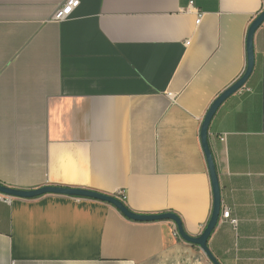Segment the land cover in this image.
<instances>
[{
	"label": "crops",
	"instance_id": "obj_1",
	"mask_svg": "<svg viewBox=\"0 0 264 264\" xmlns=\"http://www.w3.org/2000/svg\"><path fill=\"white\" fill-rule=\"evenodd\" d=\"M65 1L0 0V183L124 190L132 211L200 235L214 201L201 127L246 71L264 0H80L57 22ZM254 45L250 90L209 129L238 219L221 214L209 238L222 264H264V23ZM176 230L94 198H0V264H214Z\"/></svg>",
	"mask_w": 264,
	"mask_h": 264
},
{
	"label": "water",
	"instance_id": "obj_2",
	"mask_svg": "<svg viewBox=\"0 0 264 264\" xmlns=\"http://www.w3.org/2000/svg\"><path fill=\"white\" fill-rule=\"evenodd\" d=\"M264 23V10L259 14V16L252 22L247 38V53H248V64L244 74L230 87L224 90L212 103L210 106L202 127H201V140L202 146L204 148L207 162L209 165V170L211 174L212 186H213V211L211 218L203 230V232L198 236H192L188 234L184 228L182 219L180 216L174 212H163L158 214H144L132 211L119 197L99 192L96 190H91L87 188L79 187H68L59 185H46L36 189L25 190L20 188H14L0 183V193L21 198H34L42 196L45 194H61L70 196H81L99 199L102 201H107L115 205L124 215L128 218L136 221H157V220H173L178 226L179 235L188 242L199 245L209 256L214 264H222L217 257L211 251L208 241L212 235L215 228L218 226L220 217L222 214L223 202H222V188L220 184L219 174L215 162V158L209 142V129L211 122L217 113L220 106L233 94L238 92L250 79L252 76L255 64H256V54L254 37L258 28Z\"/></svg>",
	"mask_w": 264,
	"mask_h": 264
},
{
	"label": "built area",
	"instance_id": "obj_3",
	"mask_svg": "<svg viewBox=\"0 0 264 264\" xmlns=\"http://www.w3.org/2000/svg\"><path fill=\"white\" fill-rule=\"evenodd\" d=\"M80 5V0H66L63 4H61L60 6H58V8L56 9L52 19L57 21V22H61L63 20H65L66 18H68L73 11ZM203 19V14L199 13L198 14V18H197V24H200L202 22ZM188 44L190 43V41L187 42ZM250 88L247 87V85L245 84L239 91L240 92H244V91H249ZM170 99L175 102L176 101V95L173 93H169L168 94ZM222 140L226 139V136H222L221 137ZM122 201H124L126 199V192L124 190H121L119 192V196H118ZM0 198L2 200H4L5 202L11 203L14 199L13 196H9V195H5L0 193ZM223 217L225 219H230L232 223L237 224L238 223V219L237 218H232L231 217V211L230 209H225L223 211ZM176 234L179 235L178 230H176Z\"/></svg>",
	"mask_w": 264,
	"mask_h": 264
}]
</instances>
